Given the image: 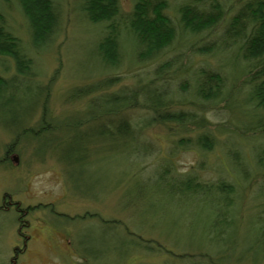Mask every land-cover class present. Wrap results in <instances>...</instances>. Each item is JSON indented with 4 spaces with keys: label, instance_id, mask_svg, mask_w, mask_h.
Instances as JSON below:
<instances>
[{
    "label": "rangeland",
    "instance_id": "obj_1",
    "mask_svg": "<svg viewBox=\"0 0 264 264\" xmlns=\"http://www.w3.org/2000/svg\"><path fill=\"white\" fill-rule=\"evenodd\" d=\"M57 1L62 7V27L57 40L50 50L32 55L38 79L50 86L46 104L48 120L57 122L59 128L33 134L0 127V264H215L216 260L222 264H264L263 257L260 263L251 258L264 253V169L257 164L253 149L259 136L252 126V108L243 102H239L240 106L237 97L231 100L230 108L209 103L202 105L203 108L198 106L217 127L219 142L212 151L175 147L178 150L173 156L181 171L192 169L203 159L204 166L199 170L205 178L212 181L224 176L236 184V206L231 209L229 224L218 218L214 208L220 211L222 207L216 206L210 197L196 198L193 204L179 206L177 201L169 203L165 195L148 189L151 198H159L157 207L163 211L158 215L145 207L126 204L127 189L148 179L160 161L159 156L169 155L176 140L181 138L173 124H154L143 131L144 138L153 145L150 157L135 160L123 149L109 158H104L108 153H100L94 164L85 167L82 182L75 177L79 171L72 178L66 174V164L59 158L71 142L68 141L71 132L65 125L86 111L91 98V95L74 97L72 93L109 73L102 72L93 54L101 28L83 17L78 6L80 0ZM134 1L120 0L124 10H130ZM184 1L169 0L171 7ZM225 2L232 7L236 0ZM170 13L177 14L174 9ZM9 16L17 34L27 42L25 18L16 8ZM206 39V36L200 38L194 48ZM188 42L178 41L165 58L179 54L180 61L188 64L185 59L191 49ZM192 53L190 69L203 63L200 55ZM124 56L121 68L115 72L121 78L116 87L134 85L136 80L143 82L153 76L157 62L139 64L128 51ZM218 56L208 60L225 67V58ZM7 62L11 73L14 68ZM167 75L169 78L161 82L168 83L171 90L183 88L180 73ZM174 107L179 109L184 105ZM42 112L40 103L26 128L38 130ZM130 112L132 122L149 115L147 110ZM15 138L16 143L5 159L7 146ZM236 156L240 163L234 160ZM70 180L90 195H80L83 192H77ZM130 230L132 235L127 234ZM139 233L143 240L157 241L156 244L165 248L149 251L138 247L145 244L134 235ZM205 254L210 255V263L204 259Z\"/></svg>",
    "mask_w": 264,
    "mask_h": 264
},
{
    "label": "trees",
    "instance_id": "obj_2",
    "mask_svg": "<svg viewBox=\"0 0 264 264\" xmlns=\"http://www.w3.org/2000/svg\"><path fill=\"white\" fill-rule=\"evenodd\" d=\"M78 6L89 23L101 28L93 54L102 72L109 74L72 93L74 97L91 95V98L86 111L65 125L71 132L68 139L71 142L59 158L66 164V174L72 178L79 171V176H75L79 182L85 167L94 164L100 153H108L104 158H109L123 149L135 160L150 157L153 145L144 138L143 131L154 124H173L181 138L176 140L169 155L159 156L160 161L148 179L127 189L126 204L145 207L158 215L163 211L157 207L159 198H151L148 189L165 195L169 203L177 201L179 206L193 204L196 198L210 197L216 206L222 207L220 211L214 208L218 218L229 224L231 209L236 206V184L224 176L212 181L205 178L199 170L204 166L203 159L192 169L181 171L173 156L181 147L212 151L219 142L217 127L206 119L205 112L198 106L201 108L209 103L230 108L231 100L233 102L237 97L238 103H248L252 108V126L259 136L253 149L257 164L264 169V0H236L232 7L225 0H185L173 7L169 0H135L130 10H124L120 0H80ZM13 8L18 9L26 20L27 42L10 22ZM172 9L176 16L170 13ZM61 12V3L57 0H0V127L33 134L59 128L57 122L48 120L46 104L50 86L38 79L33 53L50 50L56 42L62 27ZM220 26L221 30L215 34ZM204 36L208 39L194 48ZM183 40L189 41L190 54L195 52L202 57L203 63L196 68L190 69V54L185 57L188 64L180 61L179 54L165 58L167 52ZM127 51L134 62L154 61L157 64L147 81L136 80L134 85L116 87L121 78L115 72L121 68ZM218 54L225 58L226 68L208 60ZM7 61L14 68L11 73ZM170 72L181 74L183 88L171 90L168 83L161 82L169 78ZM239 81L242 83L238 84ZM187 86L190 89H186ZM40 103L43 108L41 126L38 130L26 128L30 115ZM181 104L184 107H174ZM133 110H147L149 115L132 122L130 111ZM16 139L8 144L5 159ZM234 160L238 163V156ZM72 185L77 192H83L80 195H90L75 182ZM7 202L5 197L4 203ZM109 223L115 222L110 220ZM131 233V230L127 231L128 235ZM134 235L142 239L140 233ZM142 242L145 244L138 247L149 251L165 248L147 238ZM166 250L170 252V249ZM203 257L208 263L212 261L210 255ZM262 257L264 253L261 257L252 255L251 258L258 263ZM214 262L222 264L221 260Z\"/></svg>",
    "mask_w": 264,
    "mask_h": 264
},
{
    "label": "water",
    "instance_id": "obj_3",
    "mask_svg": "<svg viewBox=\"0 0 264 264\" xmlns=\"http://www.w3.org/2000/svg\"><path fill=\"white\" fill-rule=\"evenodd\" d=\"M16 160V159H15Z\"/></svg>",
    "mask_w": 264,
    "mask_h": 264
}]
</instances>
